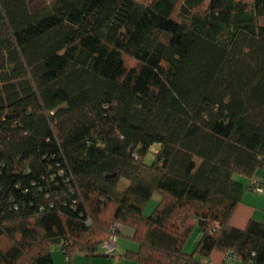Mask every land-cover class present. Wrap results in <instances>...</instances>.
Segmentation results:
<instances>
[{
	"label": "trees",
	"instance_id": "trees-1",
	"mask_svg": "<svg viewBox=\"0 0 264 264\" xmlns=\"http://www.w3.org/2000/svg\"><path fill=\"white\" fill-rule=\"evenodd\" d=\"M263 20L264 0H0V264L109 256L115 226L126 260L264 264V222L230 224L264 168Z\"/></svg>",
	"mask_w": 264,
	"mask_h": 264
},
{
	"label": "rangeland",
	"instance_id": "rangeland-1",
	"mask_svg": "<svg viewBox=\"0 0 264 264\" xmlns=\"http://www.w3.org/2000/svg\"><path fill=\"white\" fill-rule=\"evenodd\" d=\"M35 4H41L43 2V0H32ZM144 1H148V0H144ZM264 22V20H263ZM152 156L151 154H149L146 157V161L149 162L151 160ZM236 179H238L240 182H242V184H246L248 182V178L244 177V176H235ZM254 180H258L259 182H261V187L263 189L262 193H258L254 190H248L247 191V195L246 198L248 199L249 197H251L249 194L251 192H253L254 196H261L264 194V168H258L256 170V172L254 173L253 176ZM128 183L127 180L120 178L119 180V188H122L125 186V184ZM160 199V194L159 193H154V195L150 198V200L147 202L145 208H144V214L148 215L150 214L154 207L156 206L158 200ZM246 200V199H244ZM263 213V212H262ZM128 230H124L122 232L121 235L117 236V250L115 251V253L113 255H109V256H99V255H95V256H91L90 258H92V264H95V262L97 264H140L131 260H126L124 258H119L120 254L125 251L126 249H132L134 250L135 247H137V244L132 241L128 236ZM199 236V230L197 228L194 229V231L192 232L191 236L189 237V239L187 240V242L184 245V250L186 252H191L196 244L197 238ZM52 258H53V264H67L68 262V258L62 253L60 246H54L52 247ZM88 258V256H86L85 254H78L76 255V257L74 258L72 264H85L86 259H90ZM118 259H120V261H117Z\"/></svg>",
	"mask_w": 264,
	"mask_h": 264
},
{
	"label": "crops",
	"instance_id": "crops-1",
	"mask_svg": "<svg viewBox=\"0 0 264 264\" xmlns=\"http://www.w3.org/2000/svg\"><path fill=\"white\" fill-rule=\"evenodd\" d=\"M247 191L244 193L242 201L236 206L230 218V224L234 227L244 228L251 219L264 222V194L261 196H254L253 192L249 191L251 197L247 199L246 198V195L248 194ZM124 230H126V228H123L122 232ZM129 234H131L130 230H128V234H127L128 237ZM136 248L137 247H135V249ZM208 259L213 264H223L225 258L221 252L213 251ZM92 260H93L92 258L86 259L85 264H92L93 263ZM117 261H120V259H118ZM95 264L97 263L95 262ZM231 264H239V262L237 260H234L231 262Z\"/></svg>",
	"mask_w": 264,
	"mask_h": 264
},
{
	"label": "built area",
	"instance_id": "built-area-1",
	"mask_svg": "<svg viewBox=\"0 0 264 264\" xmlns=\"http://www.w3.org/2000/svg\"><path fill=\"white\" fill-rule=\"evenodd\" d=\"M252 190L258 192V193H262L263 189L261 187V184L258 180H252ZM113 232L112 234L109 236V238L102 244L100 245V250L101 252L105 253L106 255H112L115 253V251L117 250V235L115 233L116 230V226L112 228ZM205 264H213L211 261H206Z\"/></svg>",
	"mask_w": 264,
	"mask_h": 264
}]
</instances>
